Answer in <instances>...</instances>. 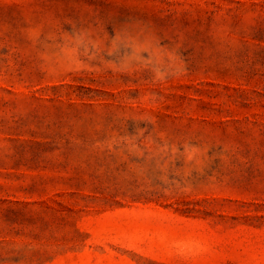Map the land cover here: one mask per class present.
Wrapping results in <instances>:
<instances>
[{"label":"rangeland","instance_id":"rangeland-1","mask_svg":"<svg viewBox=\"0 0 264 264\" xmlns=\"http://www.w3.org/2000/svg\"><path fill=\"white\" fill-rule=\"evenodd\" d=\"M0 264H264V0H0Z\"/></svg>","mask_w":264,"mask_h":264}]
</instances>
